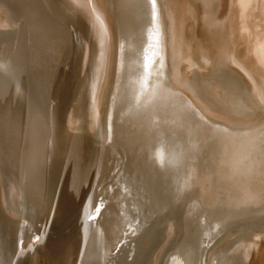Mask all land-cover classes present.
I'll list each match as a JSON object with an SVG mask.
<instances>
[{
	"label": "bare ground",
	"instance_id": "6f19581e",
	"mask_svg": "<svg viewBox=\"0 0 264 264\" xmlns=\"http://www.w3.org/2000/svg\"><path fill=\"white\" fill-rule=\"evenodd\" d=\"M163 1L90 0L109 27L107 82L95 130L113 164L101 179L91 171L80 173L71 159L59 172L68 148L67 135L60 121V106L46 96L49 74L36 76L29 66H15L6 56L8 69L14 67L9 78L18 99H0V229L9 236L5 241L0 238V264H42L44 253L35 245L41 221L56 225L53 233L58 238V258L65 263L76 255L83 264H116L124 239L134 237L150 223L151 239L141 252L147 264L158 244L160 227L169 220H178L185 231L194 225L196 250L193 255L183 243L168 247L159 264H214L216 260L207 255L206 245L228 221L225 213L214 210L217 189L232 179L236 203L248 205L246 215L255 222L264 221V158L252 144V134L233 132L211 121L194 105L196 101L192 103L167 86L170 59ZM19 20L21 24L23 19ZM208 94L221 106L241 111L228 85H209ZM82 102L83 98H78L74 115L80 113ZM32 120L42 124L45 133V147H37V151L31 150L28 132L23 129ZM3 136L10 140L8 158L1 143ZM119 145L124 160L117 156ZM9 158L18 172V189L13 197L8 194L5 172ZM55 177H59V183L52 199ZM3 243L6 257L1 253Z\"/></svg>",
	"mask_w": 264,
	"mask_h": 264
},
{
	"label": "rangeland",
	"instance_id": "374dc122",
	"mask_svg": "<svg viewBox=\"0 0 264 264\" xmlns=\"http://www.w3.org/2000/svg\"><path fill=\"white\" fill-rule=\"evenodd\" d=\"M166 2L163 1L167 23V58L170 59L168 88L190 99L192 103L196 101L194 105L211 121L227 126L233 132L246 131L252 134L251 142L264 158V0H166ZM19 18L23 19L21 24ZM0 21V60H2L0 61V99L12 97L15 102L18 99L13 95L15 85L9 78L10 70L14 67L8 69L6 56L15 66L20 68L29 66L36 76L49 74L46 96H49L51 102L60 106V121L67 135V145L73 144L71 161L78 166L80 173L91 171L98 179L103 178L112 166L113 160L96 137L99 133L98 129L95 130L97 128L95 117L107 82L106 63L110 53L108 25L92 7L90 0H0ZM3 21L8 25L6 23L4 25ZM53 25L67 34L71 46L56 35L57 28ZM53 28H56V31ZM13 44L16 46L14 47ZM17 46L24 50L21 51ZM238 58L240 62L237 61ZM213 84L228 85L240 103L241 111L237 112L228 106H221L219 101L211 97L208 94V87ZM79 96L83 98V108L80 113L74 115L72 111L76 101L80 99ZM65 98L67 100L63 105ZM72 121L74 124H70ZM23 129L28 132L32 151L44 146L46 140L42 124L36 120L27 121ZM9 141L8 137H1L7 158ZM37 147L39 149H36ZM117 149V152L119 151L117 156L124 160L122 147L119 145ZM41 158L43 159V156ZM10 162V158L6 160L5 172L7 182L9 181L8 194L9 197H13L18 189L16 180L18 177H15V171L17 175L18 172L14 163L10 165ZM215 176L217 180V174ZM233 185L232 179L220 184L217 189L214 210L225 213L228 221L221 227L218 235L216 234L206 245V253L208 256H214L212 257L213 262L216 260L214 264H264V221L255 222L254 218L248 217L249 214L246 215L250 208L245 203H236ZM229 201L232 203L229 204ZM45 223L40 222L37 240L39 244L37 242L35 244L37 251L44 253L42 264H83L76 255L71 256L65 263L58 258L55 251L58 238L53 233L56 225ZM151 228L152 225L149 223L134 237L124 239L126 242L123 241L116 254V264H146L147 257L141 256V252L143 246L151 239ZM160 230L158 244L152 259L147 264H159L162 255L165 256L168 252V247L173 248L181 243L194 255L196 250L194 225L187 233L178 220H169L160 227ZM5 231L0 229V238L4 237L2 239L4 241L9 239L8 232ZM2 246V256L6 257V243ZM216 252H219V255Z\"/></svg>",
	"mask_w": 264,
	"mask_h": 264
},
{
	"label": "water",
	"instance_id": "95a60500",
	"mask_svg": "<svg viewBox=\"0 0 264 264\" xmlns=\"http://www.w3.org/2000/svg\"><path fill=\"white\" fill-rule=\"evenodd\" d=\"M75 25V24H74ZM54 27H56L55 30L53 28L54 31H56V35H58L60 38H62L63 40L67 41L68 44L70 43V46H71V42L69 41L70 39L68 38L67 34L64 33L63 30H61V28H59L58 26L56 25H53ZM72 26V25H71ZM70 52H71V49H70ZM72 147H73V144L71 143L70 145L68 144V148H67V151H66V154H65V158H64V161L62 163V166H61V169L59 170V172L62 170V168H64L66 162L68 163V161L70 160V157H71V152H72ZM72 159V157H71ZM70 168V166H68V169ZM227 182V181H226ZM58 183H59V177H55V181H54V185L52 187V192H51V197L52 199H54L56 197V193H57V188H58ZM188 233V231H185ZM126 252V251H125ZM161 260V259H160Z\"/></svg>",
	"mask_w": 264,
	"mask_h": 264
}]
</instances>
